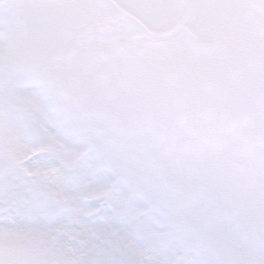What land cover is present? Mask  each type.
Listing matches in <instances>:
<instances>
[{"label": "snow or ice", "instance_id": "obj_1", "mask_svg": "<svg viewBox=\"0 0 264 264\" xmlns=\"http://www.w3.org/2000/svg\"><path fill=\"white\" fill-rule=\"evenodd\" d=\"M41 6L0 5L19 34L0 62V264H264V29L247 15L264 0H171L199 42L166 71L105 73L118 111L66 79L98 33L53 41ZM35 167L57 169L82 211L36 208Z\"/></svg>", "mask_w": 264, "mask_h": 264}, {"label": "rangeland", "instance_id": "obj_2", "mask_svg": "<svg viewBox=\"0 0 264 264\" xmlns=\"http://www.w3.org/2000/svg\"><path fill=\"white\" fill-rule=\"evenodd\" d=\"M64 0V3L60 5L56 1L49 0H37L42 6L35 9L33 15L36 17L37 23L45 26L50 30L52 36H56L57 30L62 28H79L83 24V20H96L99 22V25L103 27V25L109 21L114 20V26L109 28L111 33H106L109 36H113L115 34L125 35V34H139L140 32L135 29L133 25L126 23L124 20L117 19L118 16L114 17V13L110 12L100 6L94 1H84V0ZM81 1V2H80ZM73 2H77L80 4L79 6L74 5ZM171 0H145V5L147 4V8L144 5L145 15L153 18L152 23L148 22V18H144L148 23L147 26L152 29V31L156 34H162L170 31L173 27L177 25L174 22L175 17L177 15V10L171 7H168ZM83 3L87 4L84 8ZM5 4L4 0H0V5ZM89 6H93V8H89ZM60 8V9H59ZM89 8L88 10H86ZM3 11V9H0ZM249 23L251 27L255 30L256 28L264 29V15H262L259 19L256 18L254 13L249 12L248 14ZM39 22H44L41 24ZM168 30V31H167ZM188 32L191 36L198 38V33L191 27H187ZM107 31V30H106ZM56 32V33H55ZM0 33H7L6 35H0V59L6 56L9 47L13 46V39H19V35L15 29L7 28L3 25H0ZM180 34V33H179ZM101 39V38H99ZM164 46L156 47L153 52L159 55H164L171 59L169 64H172L173 61H176V65L179 66L184 63L191 52V49L194 47L195 43L191 40H186L182 35H174L166 39ZM15 44V43H14ZM16 48H14V52ZM110 53H106V57L109 56ZM163 61L160 60V63ZM173 66V67H177ZM172 67V68H173ZM110 70V68L108 67ZM113 69V68H112ZM114 70V69H113ZM131 72V69H128ZM150 70V69H149ZM145 71L146 65H145ZM144 73L143 71H140ZM110 73H115L112 71ZM132 73V72H131ZM146 73V72H145ZM67 79V78H66ZM70 83L71 80L67 79ZM77 84V83H75ZM96 103L102 108H109L115 111H118L119 105L117 108L108 106V104H104L101 101L95 99ZM131 106V105H129ZM124 106L122 105V108ZM54 145L56 142H53ZM22 159H27L28 156L23 153L21 149H17ZM57 169L55 168H44V167H35L32 169L26 170V175L33 180L34 184V193L32 196L35 200V207L40 208H48L49 212H53L57 209L65 208L70 210L72 213L81 212V208L79 205V201L81 199V193L75 187H71L66 185L65 183L56 182L51 180V177H55ZM76 197V198H75ZM88 196H84L83 199H88ZM8 208L4 205L0 204V215L6 214ZM62 235L63 232L61 231ZM44 242V241H42Z\"/></svg>", "mask_w": 264, "mask_h": 264}, {"label": "water", "instance_id": "obj_3", "mask_svg": "<svg viewBox=\"0 0 264 264\" xmlns=\"http://www.w3.org/2000/svg\"><path fill=\"white\" fill-rule=\"evenodd\" d=\"M108 1V0H107ZM109 2V1H108ZM113 7H114V9H116L117 11H118V14L120 15V16H123V17H126L128 20H130V21H132V22H134V23H136L144 32H146L142 27H141V25H139L137 22H135L134 20H131L130 19V17L129 16H127V15H125L124 13H122L121 11H119L111 2H109ZM183 26H184V24H180L179 25V27H177L171 34H173V33H175V32H177L178 30H181V29H183Z\"/></svg>", "mask_w": 264, "mask_h": 264}]
</instances>
